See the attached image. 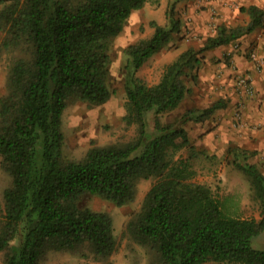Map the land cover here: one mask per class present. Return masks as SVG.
Here are the masks:
<instances>
[{
    "label": "trees",
    "instance_id": "1",
    "mask_svg": "<svg viewBox=\"0 0 264 264\" xmlns=\"http://www.w3.org/2000/svg\"><path fill=\"white\" fill-rule=\"evenodd\" d=\"M159 1L0 0V52L9 57L6 91L0 95V168L11 176L0 205V264H39L50 249L114 264L111 216L81 201L98 195L117 205L129 203L138 181L149 177L151 186L124 226V234L146 253V264H264V248L252 245L264 234L259 167L243 160V150L231 149L232 163L246 173L259 207L258 218L244 217L236 197H221L209 184L193 180L192 158L198 153L191 146L190 155L174 158L189 144L183 123L203 121L225 106L224 100L186 108L173 121L162 119L190 92L186 79L196 77L198 53L263 26L260 6L241 5L246 23L217 24L199 48L178 53L150 84L137 70L182 26L179 0H168L166 22L151 20L152 34L125 47L122 120L134 134L91 144L79 158L63 152L64 110L75 101L94 106L108 100L113 38L132 10Z\"/></svg>",
    "mask_w": 264,
    "mask_h": 264
},
{
    "label": "rangeland",
    "instance_id": "2",
    "mask_svg": "<svg viewBox=\"0 0 264 264\" xmlns=\"http://www.w3.org/2000/svg\"><path fill=\"white\" fill-rule=\"evenodd\" d=\"M167 3L168 0H160L157 4L146 2L142 8L132 10L122 30L113 38L109 48L110 62L107 84L111 94L108 100L94 106H89L82 101H75L70 103L64 110L61 119V129L64 134L63 152L67 157L79 158L91 144L102 145L117 140H127L134 134V127H125L122 120V115L125 112L124 103L126 99L123 88L126 72L124 64L128 58L125 47L130 43H134L138 38L152 34L153 27L150 24L151 20H156L162 24L166 22L165 10L167 9ZM1 5L2 3H0V7ZM190 5H192L194 12H198L200 8L204 7L202 0H192V3L191 0H179L177 2L176 8L180 13L182 21L181 29L179 32L173 34L168 46H164L161 50L154 53L137 70V74L146 82L151 84L158 81L164 65L171 60L173 54L179 51L180 48L189 46L198 48L202 45L208 33H214L215 27L213 28V26L216 25V22H213L208 27L206 35L191 32L193 28L190 27L189 22L193 20V17L189 11ZM241 5L245 4L235 2L234 5L228 6V9L230 8L228 11L239 10ZM243 14L237 12L235 18L236 23H246ZM215 15L216 12H212L211 10L208 13L210 19ZM261 29L259 28V30ZM2 36L3 32L0 31V40ZM7 54V51L0 52V95L6 91V75L9 60ZM194 73L193 71L191 72L192 75ZM186 80L189 86L195 82L194 77L191 76L187 77ZM196 84L194 83L193 87H196ZM201 96L204 97L203 93H201ZM187 104H189V101L185 99L179 107L164 114L162 117L163 121H173L187 107ZM152 118L151 113H149L147 116L149 126L153 124ZM185 123L183 125L187 127L186 131L192 129L188 127L190 124H196L192 121H186ZM190 146L198 153V155L192 158L193 166L196 170L193 180L209 184L221 197H225L226 195L236 197L239 205V213L242 216L258 218L259 207L257 201L252 196L249 179L243 170L233 165L232 157H224V154L216 156L215 154L211 155V153L206 152L201 154L203 149L195 147L190 141L189 144L181 145L176 150L174 158L190 155L192 151ZM229 152L232 154V150H229ZM152 182V177L141 178L137 183V192L134 200L122 205H117L98 195H87L81 201L82 204L94 210L105 211L111 216L113 234L117 240V248L110 256L114 264H146L147 262V255L143 248L124 234V226L130 214L140 207L142 198ZM10 183V174L0 168V205L3 202L4 189ZM252 245L256 248H264V234L255 237L252 240ZM1 258L2 253L0 252ZM39 264L98 263L91 258H81L68 251L50 249L47 251L46 256L40 260ZM205 264L240 263L224 261L221 263L206 262Z\"/></svg>",
    "mask_w": 264,
    "mask_h": 264
},
{
    "label": "crops",
    "instance_id": "3",
    "mask_svg": "<svg viewBox=\"0 0 264 264\" xmlns=\"http://www.w3.org/2000/svg\"><path fill=\"white\" fill-rule=\"evenodd\" d=\"M202 1L204 7L198 12H194L192 5L189 7L193 17L189 24L193 28L191 32L195 34L206 35L208 27L213 22H216V25L219 23L227 26L238 25L239 22L236 23L235 18L237 12L241 11H228L230 10L228 6L234 5L235 2L245 6L255 4L264 11V0ZM210 10L216 12L211 19L208 16ZM243 16L247 22L248 14L244 13ZM259 28L227 44L210 47L198 53L195 82L190 86V92L184 100L189 101L186 108L204 107L219 98L225 102V106L217 108L203 121L188 120L196 123L187 125L192 128L187 130L189 142L191 141L195 147L203 149L204 152L216 156L224 154V157H232L231 152L228 153L229 150L241 149L244 151L243 160L255 163L264 174V67L256 69L248 56L249 51L255 50L264 59V27ZM234 43H237V46H234ZM186 48H180L173 54L171 60ZM237 71H247L251 74L254 86L252 95L245 94L235 84ZM194 83H197L196 87H193Z\"/></svg>",
    "mask_w": 264,
    "mask_h": 264
},
{
    "label": "built area",
    "instance_id": "4",
    "mask_svg": "<svg viewBox=\"0 0 264 264\" xmlns=\"http://www.w3.org/2000/svg\"><path fill=\"white\" fill-rule=\"evenodd\" d=\"M237 46V43H234ZM249 58L252 60L256 69H262L264 67V59L258 55L255 50L249 51ZM235 84L247 95H252L254 92V86L252 76L247 71H237Z\"/></svg>",
    "mask_w": 264,
    "mask_h": 264
}]
</instances>
